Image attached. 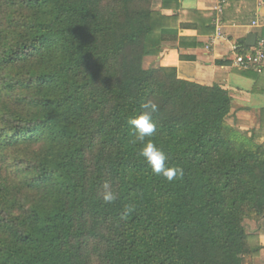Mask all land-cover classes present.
<instances>
[{
  "label": "trees",
  "instance_id": "1",
  "mask_svg": "<svg viewBox=\"0 0 264 264\" xmlns=\"http://www.w3.org/2000/svg\"><path fill=\"white\" fill-rule=\"evenodd\" d=\"M154 1L0 0V264H252L259 253L245 222L264 220V145L228 124L223 86L144 68L185 18L215 26ZM147 100L159 106L150 139L184 170L172 182L131 142L128 120Z\"/></svg>",
  "mask_w": 264,
  "mask_h": 264
},
{
  "label": "crops",
  "instance_id": "2",
  "mask_svg": "<svg viewBox=\"0 0 264 264\" xmlns=\"http://www.w3.org/2000/svg\"><path fill=\"white\" fill-rule=\"evenodd\" d=\"M172 1L155 0L154 11L165 17L202 14L209 21L208 27L213 24L216 30L220 24L223 38L215 40L216 33H206L201 22L200 29L193 28L192 19L185 18L177 27L189 26L179 29V39L164 43L159 52L146 57L144 68H176L182 79L205 86H223L232 98L228 124L246 132L256 144L264 145V71H244L234 63L241 44L247 47L249 34L264 36V0H226L222 14L216 11L221 0ZM220 61L229 64L220 66ZM248 234L254 245L261 247L252 264H264V220L251 222Z\"/></svg>",
  "mask_w": 264,
  "mask_h": 264
},
{
  "label": "clouds",
  "instance_id": "3",
  "mask_svg": "<svg viewBox=\"0 0 264 264\" xmlns=\"http://www.w3.org/2000/svg\"><path fill=\"white\" fill-rule=\"evenodd\" d=\"M140 107L141 112L128 120L129 127L133 129V139L131 142L142 145L138 155L143 157L153 173L163 176L169 182L183 177V168L169 166V155L150 139L157 130L153 114L158 111V104L152 100H147ZM116 199L115 192L111 190L110 185L106 182L104 184L103 201L106 204H111ZM125 209L126 212L130 213L133 211L134 206L126 205Z\"/></svg>",
  "mask_w": 264,
  "mask_h": 264
},
{
  "label": "built area",
  "instance_id": "4",
  "mask_svg": "<svg viewBox=\"0 0 264 264\" xmlns=\"http://www.w3.org/2000/svg\"><path fill=\"white\" fill-rule=\"evenodd\" d=\"M226 3V0H221V3L216 9L217 13H223ZM220 27V24H217L215 40L223 38ZM234 63L241 70L261 74L264 71V36L257 37L254 47L243 50L241 53L237 52Z\"/></svg>",
  "mask_w": 264,
  "mask_h": 264
},
{
  "label": "rangeland",
  "instance_id": "5",
  "mask_svg": "<svg viewBox=\"0 0 264 264\" xmlns=\"http://www.w3.org/2000/svg\"><path fill=\"white\" fill-rule=\"evenodd\" d=\"M9 155H8V159H7V162H8V164L10 165V164H13V163H15V161H17V159H18V154L17 153H15L14 151H12V152H10V153H8ZM250 223H251V221H246L245 222V227H246V229H247V232H249L250 231Z\"/></svg>",
  "mask_w": 264,
  "mask_h": 264
},
{
  "label": "water",
  "instance_id": "6",
  "mask_svg": "<svg viewBox=\"0 0 264 264\" xmlns=\"http://www.w3.org/2000/svg\"><path fill=\"white\" fill-rule=\"evenodd\" d=\"M256 40H257V36L255 34H249L246 38L245 44L248 48H252L255 46Z\"/></svg>",
  "mask_w": 264,
  "mask_h": 264
}]
</instances>
